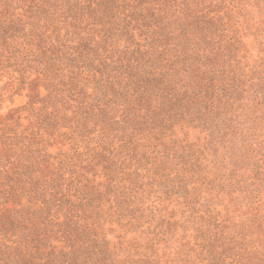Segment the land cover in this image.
I'll return each instance as SVG.
<instances>
[{
  "label": "trees",
  "instance_id": "16d2710c",
  "mask_svg": "<svg viewBox=\"0 0 264 264\" xmlns=\"http://www.w3.org/2000/svg\"><path fill=\"white\" fill-rule=\"evenodd\" d=\"M0 264H264V0H0Z\"/></svg>",
  "mask_w": 264,
  "mask_h": 264
}]
</instances>
